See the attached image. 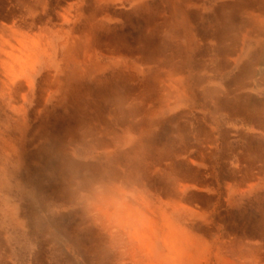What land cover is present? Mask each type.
Masks as SVG:
<instances>
[{"label":"rangeland","instance_id":"374dc122","mask_svg":"<svg viewBox=\"0 0 264 264\" xmlns=\"http://www.w3.org/2000/svg\"><path fill=\"white\" fill-rule=\"evenodd\" d=\"M0 30V264H107L90 200L122 190L264 255V0H0ZM60 34L52 95L15 96L10 56Z\"/></svg>","mask_w":264,"mask_h":264},{"label":"bare ground","instance_id":"6f19581e","mask_svg":"<svg viewBox=\"0 0 264 264\" xmlns=\"http://www.w3.org/2000/svg\"><path fill=\"white\" fill-rule=\"evenodd\" d=\"M69 23L70 21H67V24ZM71 26H73V23ZM9 28L12 27L9 26ZM11 32L12 31H10V33ZM17 35L15 37H17ZM36 36L37 35H35V37ZM2 37L5 38L4 33ZM20 42L22 43V41ZM66 44V39L63 41L62 34H60V36L53 41L54 46H52L53 48L51 49L53 57L51 54L48 58L46 57L47 59L44 55L45 51L40 52L41 50H39V48L30 50L32 47L29 49L31 52L26 54V60L22 59V57L15 56V52L17 51L13 52L15 55H13L12 52L8 54L9 56L13 55L16 59L11 56L10 58L14 63L16 62L20 65L19 67L11 66L10 70L7 69L6 66L3 70L4 72L5 69L9 70L7 77L8 79H11V84L12 87H14L13 90L16 94L15 96L19 97L22 92H26L28 99H31L37 89L43 98L45 95H47V97L52 95L47 94L46 89L44 88L49 86L55 87L57 83V76L53 73L55 70V55L56 53H61ZM11 45H9V47ZM27 45H29V43H27ZM13 46L15 47V45ZM29 46L27 47L29 48ZM1 48L0 43V54L3 52ZM9 51L10 50L7 52ZM7 60H9V58ZM5 98L8 99L7 96H5ZM52 100L50 102H52ZM27 101L28 100H26V102ZM44 101L45 100L43 99L42 102L44 103ZM122 191L109 194L96 193L90 200L91 207L93 206L95 209L100 207L97 211L92 210L90 214L93 217L94 224L98 228L100 235L105 238V245L110 254L107 264H235L233 260L225 255V252L228 250V246L225 242H222V244L219 242L216 243L213 238L209 237L211 235V230L207 225L203 224L205 214L197 208L185 205L186 202L191 203V199L187 198L184 191L177 193L175 198H172L173 195L169 196V199L167 200L160 199L158 196L150 193L149 196H145L143 194L136 195L133 192ZM256 252L257 253H254L255 256L252 260L253 263L264 264V255L261 250H256ZM245 260H247V256L245 257ZM239 261L241 260H238V262ZM245 263L246 262L243 264ZM253 263L251 262L250 264Z\"/></svg>","mask_w":264,"mask_h":264}]
</instances>
